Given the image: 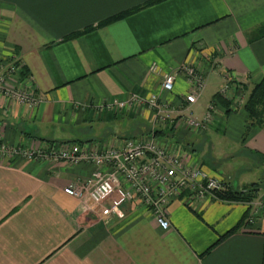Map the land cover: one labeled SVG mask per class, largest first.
Here are the masks:
<instances>
[{"label":"crops","instance_id":"0c3cea01","mask_svg":"<svg viewBox=\"0 0 264 264\" xmlns=\"http://www.w3.org/2000/svg\"><path fill=\"white\" fill-rule=\"evenodd\" d=\"M153 1L0 0V63L17 59L41 99L29 109L0 93L3 141L90 151L153 136L189 169L236 190L257 185L254 199L193 200L184 191L166 205L168 230L138 203H124V218L107 221L63 191L93 165L0 157V264H264V129L248 126L245 97L232 89L218 96L225 77L246 90L264 81V37L255 34L264 0ZM185 65L204 74L205 90L176 115L175 129L153 130L149 109L127 101L156 94L180 110L191 91L179 73ZM164 74H175L172 92L160 88ZM216 95L206 131L192 130L187 114L203 121Z\"/></svg>","mask_w":264,"mask_h":264},{"label":"built area","instance_id":"2783aa9c","mask_svg":"<svg viewBox=\"0 0 264 264\" xmlns=\"http://www.w3.org/2000/svg\"><path fill=\"white\" fill-rule=\"evenodd\" d=\"M154 69V67H153ZM153 71H156L154 69ZM190 83L191 91L185 96L177 110L159 100L156 94L127 102L145 105L151 112L150 125L153 130L171 131L177 127V117L196 103L206 87V77L194 65H185L179 69ZM23 65L17 59L0 63V93L16 105L29 109L35 108L41 99L34 95L33 90L24 82L27 78ZM227 76V75H226ZM226 85L220 90L219 96H227L229 91L240 88L234 84L232 77H225ZM9 79L23 81L16 88L7 89ZM175 74H164L160 88L164 92H172ZM243 96V95H239ZM126 102H117L119 109ZM217 104H209L203 121H197L190 114L186 120L190 128L197 132H205L207 121L216 111ZM179 114L178 116H176ZM4 126V125H3ZM3 126H0V157L20 158L28 161L63 162L68 165L91 164L96 169L82 181L70 183L64 193L82 203L87 212L107 221L124 218L121 206L124 203L142 205L150 211L158 226L163 230L170 227L166 215V205L184 191L191 199H216V193L225 189L224 183L217 178L208 177L197 169L185 167L175 155L157 145L153 136L143 138L130 137L121 140L117 147H98L85 150L80 144H52L43 148H25L10 146L3 141ZM102 168H106L103 171ZM126 185V189H122ZM116 194L119 196L116 197Z\"/></svg>","mask_w":264,"mask_h":264},{"label":"trees","instance_id":"16d2710c","mask_svg":"<svg viewBox=\"0 0 264 264\" xmlns=\"http://www.w3.org/2000/svg\"><path fill=\"white\" fill-rule=\"evenodd\" d=\"M160 1L162 0H155L152 3H157ZM132 12L133 11L110 18L109 20L99 24V26L108 25L112 22L122 19L125 15L130 14ZM87 31H91V28L81 33L73 34L69 37L73 38ZM255 34L257 38L264 37V24L258 27ZM238 86H241L244 89V91L247 92L246 94L247 96H246L243 108L248 114V118H249L248 126L249 127L258 126L264 129V81L254 85L249 90H246L245 86H242L241 84H239ZM218 96L216 95L214 99L212 100L216 102L217 105H218L217 102H219V98H220ZM224 186H225V189L223 191L216 193V199L225 201V202H235V201L251 202L257 193V185H252L250 188H245L244 190H236L232 187V185H228V184H224ZM237 230H238V227L230 230L224 236H221L218 242L232 235Z\"/></svg>","mask_w":264,"mask_h":264},{"label":"rangeland","instance_id":"374dc122","mask_svg":"<svg viewBox=\"0 0 264 264\" xmlns=\"http://www.w3.org/2000/svg\"><path fill=\"white\" fill-rule=\"evenodd\" d=\"M196 69H197V67H196ZM198 70V69H197ZM199 71V70H198ZM234 81V80H233ZM237 84V82H235L234 81V84ZM237 85H239V84H237ZM240 88H237V89H235V90H239V94L237 93V92H235L236 93V95H243V97H245V99H246V94H247V92L246 91H244V89L241 87V86H239ZM244 92H246V93H244ZM128 138V137H127Z\"/></svg>","mask_w":264,"mask_h":264}]
</instances>
